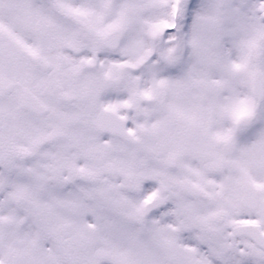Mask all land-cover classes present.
<instances>
[{
	"label": "snow or ice",
	"instance_id": "obj_1",
	"mask_svg": "<svg viewBox=\"0 0 264 264\" xmlns=\"http://www.w3.org/2000/svg\"><path fill=\"white\" fill-rule=\"evenodd\" d=\"M0 264H264V0H0Z\"/></svg>",
	"mask_w": 264,
	"mask_h": 264
}]
</instances>
